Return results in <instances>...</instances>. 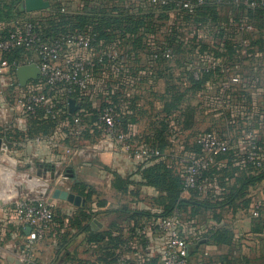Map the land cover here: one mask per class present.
<instances>
[{"label":"crops","instance_id":"obj_1","mask_svg":"<svg viewBox=\"0 0 264 264\" xmlns=\"http://www.w3.org/2000/svg\"><path fill=\"white\" fill-rule=\"evenodd\" d=\"M20 5V15L0 12V33L12 27L20 16L30 13L19 11ZM223 14L229 18V25L234 26L228 29L229 35L236 29L240 42L238 61L246 68L245 73L250 69L252 72L241 77L239 83L232 77L219 82L212 79L195 93L191 98L195 112L189 127L184 125L180 108L167 117L171 134L166 151L175 154V159L161 156L139 161L129 157L96 128L92 113L95 107L91 108H98L107 99L115 98L120 116L127 119V130L133 143L147 144L146 136L152 132V123L159 115L165 116L162 109L168 97L167 77H158V73L173 67L174 76H181L180 68L173 62L127 61L120 73L116 72L111 62H107L97 68L89 91L76 92L67 97V93L59 89L54 95L61 106L68 107L70 114H81L83 117L85 129L80 136L72 133L66 119L68 112L53 126H42L40 120L44 117L25 113L15 103L16 96L25 90L20 85L18 74L7 73L0 78V85L11 86L15 92L12 100L0 99V138L3 141L0 153V249L6 251L14 240L16 246L14 252L0 253L4 264H16L11 258L22 259L27 264H143L161 259L167 236L164 232L148 228L154 220L153 213L159 210L155 199L161 192L147 183L139 167L165 160L183 176L187 162L203 154L202 150L198 154L186 146L196 140L200 143L201 134L207 130L229 136L232 148L239 153L247 145L246 136H240L246 130L251 129L264 139V48L257 44L259 39L264 38V29L256 27L253 14L244 7H234L233 12ZM246 24H252L254 31L244 32L242 28ZM202 35L209 37L211 45L218 42L210 30L206 29L204 34L200 31V38ZM244 36L249 37V46L242 45ZM25 57L26 53L18 51L10 60L19 67L25 65ZM34 80H29L27 85ZM239 91L246 93L241 94L243 99H240ZM2 93L0 91V95ZM70 99L77 105L74 112L70 109ZM137 104L144 105L148 111L133 122ZM224 113H231L230 117L221 118ZM215 116L217 118H213ZM18 169L25 174L36 173V180L47 181L48 192L43 195L42 191H37L36 183L31 180L24 185L25 192L19 190L17 194L12 193L9 179ZM120 178L125 182H120ZM56 184L82 195L86 205L77 207L65 200H54L55 237L31 243L30 227L22 224L15 213L9 217L4 212V204L13 205L21 197L48 200ZM82 184L88 187L86 192L90 187L94 191L92 201L81 194ZM214 188L219 193L218 187ZM190 195V191L184 190L182 197ZM251 197L248 208L225 212L221 222L213 220L210 214L190 218L185 212H176L180 216V230L187 241L191 264H264V181L251 192ZM257 202L261 203L260 216L254 217L252 210ZM83 211L98 214L95 213L89 221L80 219V223H87L89 228L78 232L76 223ZM93 219L101 225L96 224L95 228L91 224ZM223 230L229 232V242H215L213 235H219ZM97 232L99 235H95ZM65 237L70 238V242L66 248H61Z\"/></svg>","mask_w":264,"mask_h":264},{"label":"trees","instance_id":"obj_2","mask_svg":"<svg viewBox=\"0 0 264 264\" xmlns=\"http://www.w3.org/2000/svg\"><path fill=\"white\" fill-rule=\"evenodd\" d=\"M21 1L22 0H10L7 4L0 6V12H7L8 14L16 16L20 15L21 13H18V6ZM157 4L158 5L155 6L154 10L149 12L150 16L152 17L155 15H158L159 17H167L169 16L167 11L170 8H177V5L173 0L169 1L168 3H164L163 0H159ZM216 5L219 4H203L202 6L198 7L194 13H190L185 9H181L186 15H192L194 17L195 23L199 29L205 31L206 29L210 30V33L213 34L214 39L218 41L217 43L211 45L209 42L207 43L203 40V36L200 38V36L194 35L195 37L192 39V46L196 51L195 53L200 56H202V54H209L215 59L220 58L221 61H217L218 65L215 68L207 70L206 68L210 64V61H183L180 60L181 55L179 54L176 57L178 61L170 62H173L176 67L180 68V77L174 76L173 67L158 73V77L166 76L168 80V86L166 88L168 97L165 99L164 108L162 109V111L165 113V116L160 117L159 115L158 119L152 123V132L147 134V141L145 142H147V145L150 147L160 150L162 153L161 156H166L167 158L171 159L176 158L175 154H168L166 151V149L169 147L168 136L171 134V128L167 120L169 115L173 114L176 109L180 108L182 110V116L184 117V125L189 127L193 122L195 112V107L191 102V98L195 93L204 88L205 85L212 79L219 82L227 77H232L237 78L238 80L236 83H239L243 76H248L252 72L250 69L248 73H245L244 69L246 68L240 65L241 61H238L239 54L237 52L238 48H240V46H238L240 42L238 40L236 29L229 35L228 29H230L231 26H234L229 25V18L223 14V10L222 12L221 9L216 8ZM226 6L228 9H225L228 10V12L234 11V7H232L233 5L231 6L228 3ZM245 9L248 13L253 14L256 27L259 28V30L264 29V8ZM158 10L162 11L163 13L160 15ZM45 12L46 11H43L42 15H45ZM91 16L93 18L94 26L89 30L83 29V24H85L84 20H82L83 23L78 21L79 23L75 25L77 30H67L66 25H72L74 18V16L67 15H62L60 17L56 16L52 18L51 21H47V27L41 26L40 29L46 38H55L60 35L75 31L90 33L95 37L94 43H97L99 46V51L100 49L103 50L105 48L110 49L115 47L121 49V46H118L116 43L117 38L119 37L124 41L123 44L128 45L122 50L129 53L132 61H140L141 53L139 52L138 48L142 45V42H139L141 41L142 37L138 27L144 24L143 20L140 19L136 21V25L133 27V25L129 23V19L117 17L113 13H96ZM66 18L68 21H66ZM61 26L62 29H60ZM205 31L203 32L205 33ZM180 36L184 35L180 34ZM182 42L183 43L179 42V45L177 46L179 52L187 45L184 43V41ZM257 44L264 48V38L259 39ZM131 53H133V56H131ZM156 54H158V57H156L158 59L159 53H155L154 57ZM148 56H150L149 61H153L151 54ZM161 58L162 57H160V61L156 62L161 63L165 61V59L163 60ZM223 65L228 68L226 73L222 72ZM195 72L199 73V78L195 77ZM155 78L157 77L155 76ZM178 81H180V83H178ZM237 93L240 94V99H243V94L246 95L245 92L239 91ZM138 98H140V96L136 97L137 100ZM229 99L230 98L226 100ZM115 101L117 103L116 99ZM184 102L186 103L185 106L181 107ZM151 105L153 106V102H151ZM136 107L137 115L132 116L133 122H137V117L146 114V111H148L144 105L137 104ZM230 114L231 113H224L221 118H229ZM66 115L72 116L73 114L67 113ZM96 115L97 110H95L94 113V116ZM38 116L43 117L40 114ZM54 122L55 120L49 118L40 120V123L44 127L53 126ZM118 123L122 129L128 131L127 119H124L122 116H120L118 117ZM250 130L251 129H248L245 132ZM216 132L219 135L230 139L229 136L218 131ZM240 136H245V133H241ZM254 141L263 149L262 153L264 157V139L259 138L255 134ZM250 142V140H247V145L242 153H239L238 150H234L231 143V148L227 152L217 155L213 162L201 170V173L198 177V186L189 190L191 195L188 198L182 197L183 191L185 190L184 179L175 166L165 160L155 161L154 163L145 167H142L143 165H141L139 167V171L143 173L147 183L155 186L161 192V194L155 199V203L159 207V210L153 213V216H155L154 218L159 216H174L178 211L183 213L185 212L190 218H194L198 215L206 217L207 214H210V217H212L213 220L221 222L225 212H235L239 209L248 208L252 202L251 192L264 181V158L260 166H257L247 160V152L250 149ZM186 148H189L198 154L202 152V146L197 140L193 142V144L187 145ZM157 158L159 157L153 159ZM119 181L123 183L125 182V180L122 178H120ZM214 186L218 187L220 190L219 193L216 191ZM80 188L81 194L86 196L89 201H92V196L94 194L92 188L90 187L88 192H86V189L88 188L87 186L82 184L80 185ZM95 213L96 212L93 213L83 211L80 214L78 218L79 220L76 223L78 232L86 231L89 228L87 223H80V219L89 221ZM176 216L179 220L180 216ZM228 233L229 232L227 230H223L221 233H219V235L215 233V235H213V240L217 243H228L230 240ZM95 235H99V233L97 232ZM69 242L70 238L65 237L61 242L60 247L66 248V245ZM0 264H4L1 259Z\"/></svg>","mask_w":264,"mask_h":264},{"label":"built area","instance_id":"obj_3","mask_svg":"<svg viewBox=\"0 0 264 264\" xmlns=\"http://www.w3.org/2000/svg\"><path fill=\"white\" fill-rule=\"evenodd\" d=\"M10 0H0V6ZM52 4V0H48ZM157 1V0H153ZM172 0H163L168 3ZM177 7L194 13L203 4H230L234 7L264 8V0H173ZM36 13V12H30ZM28 15L20 16L7 31L0 33V78L7 73H17L18 65L11 62L15 52L26 53L25 64H37L39 77L31 81L24 91L15 98L16 105L25 113L59 121L69 108L61 106L55 93L60 89L67 93H85L93 84L95 72L99 66L111 62L116 72L123 71L127 61H132L129 53L119 48L101 50L95 57L90 56L94 47L95 37L87 32L75 31L55 38H46L38 23ZM244 32L254 31L252 24H246ZM242 45L249 46L250 39L242 37ZM87 53V54H86ZM158 57V54L155 55ZM220 58L210 59L207 70L218 65ZM222 72L228 68L222 66ZM199 78V73H194ZM237 81V78H232ZM67 99V98H66ZM117 103L114 98L102 102L97 110L94 124L105 137L113 140L118 148L129 157L139 161H147L162 155L161 151L147 144H134L130 132L119 126ZM67 123L72 133L80 136L85 125L81 114L67 115ZM251 142L247 152V160L260 166L263 162V149L254 141L253 130L245 132ZM199 142L202 146V156L196 157L186 164L183 173L184 188L190 190L197 187L201 170L206 168L215 157L231 148V140L219 135L216 131L201 134ZM202 187V186H200ZM261 203L257 202L252 210L254 217L260 216ZM13 211L17 219L30 227V242L44 241L56 235L55 204L45 199L21 197L14 201ZM174 216H159L148 225L152 231L164 232L167 236L164 251L159 261L143 264H191L188 245L180 230L179 220ZM144 230L146 228H143ZM207 255V253H205Z\"/></svg>","mask_w":264,"mask_h":264},{"label":"rangeland","instance_id":"obj_4","mask_svg":"<svg viewBox=\"0 0 264 264\" xmlns=\"http://www.w3.org/2000/svg\"><path fill=\"white\" fill-rule=\"evenodd\" d=\"M158 1L159 0H52L51 7L45 10V15H42V12H36L30 13L29 16L38 23L40 28L41 26L47 27V23L56 16H74L72 22L73 26L66 25L67 28H65L67 30L76 29L77 27H75V25L79 23L78 21L82 22V20L85 21V24H83V29H91L94 26L93 18L91 15H94L96 13H113L117 17H122L124 19L127 18L129 19V23L133 25V27L136 25V21L141 19L144 21V24L138 27L139 32L141 33L140 35L142 37L141 41H139L142 42V45L138 48L139 52L141 53L140 61H149V54H151L153 61H160V57H162L161 59L163 60L165 59V61H178L176 57L179 54L181 55L180 60L183 61H210L211 55L202 54V56H200L195 53L196 51L192 46V39H194L195 37L194 35L199 36L201 30L197 27L194 17L192 15H186L178 7L170 8L167 11V14H169V16L167 17H159L158 15L152 17L150 16L149 12L154 10L155 6L158 5ZM216 8L221 9V11L223 10L224 13H228V10H226L228 8L225 4L216 5ZM158 12L160 15L161 13H163L160 10H158ZM66 21H68L67 18ZM60 29H62V26L60 27ZM203 31L204 30H202L201 33ZM180 34H183L184 36H180ZM202 36L205 42L208 43L210 41L208 36ZM178 40L180 43H183L182 41H184V43L187 44L184 49L180 50V52L177 49V46L179 45ZM123 42L124 41L122 39H120L119 37L117 38L116 43L118 44V46H121V49H124L128 46L126 44H123ZM98 48L99 46L96 43L93 49L87 52H90L91 57H95L99 53ZM133 53H131V56H133ZM155 53H159L158 59L154 57ZM12 89L13 88L11 86L9 87L7 85L4 86L3 84H1L0 91H2L3 93L2 95H0V99L4 98L6 100H12L15 95V92L12 91ZM93 107H95V109H92V113L94 115V111L97 107L91 106V108ZM213 118H217V116ZM202 127L204 126L202 125ZM20 165H18L17 167L22 168L20 167ZM35 178H37L36 173L25 174L24 171H20L18 169L17 172L14 173L13 176L9 179L11 192L13 193L14 191L15 194H17L19 190L20 192H25L24 185L26 186L30 183L31 180H34V183H36L37 185V191H42L41 193L43 195L46 194L49 190L47 181L43 179L36 180ZM4 205V212H7V215L9 217H12V213H14L13 205H10V203ZM14 242L15 240L8 248H6V251L0 249V253H6L7 251L14 252V248L16 247Z\"/></svg>","mask_w":264,"mask_h":264},{"label":"water","instance_id":"obj_5","mask_svg":"<svg viewBox=\"0 0 264 264\" xmlns=\"http://www.w3.org/2000/svg\"><path fill=\"white\" fill-rule=\"evenodd\" d=\"M51 7V2L48 0H23L19 7V11H27L34 12L40 10H47ZM17 74L19 78L20 85L25 87L29 80L37 79L40 74V70L37 64H25L21 65L17 69ZM77 105H75L74 100L70 99V109L72 112L75 111ZM2 139L0 138V153L2 152ZM2 173V166L0 164V175ZM41 173V172H40ZM65 200L73 205L80 207L86 205V199L82 197V195L73 192L70 188L65 187L62 184L54 185V189H52L49 194L48 201L53 202L54 200ZM91 224L97 228V225H101L96 219H93ZM97 224V225H96ZM11 261H15L16 264H27V261L22 259L11 258Z\"/></svg>","mask_w":264,"mask_h":264}]
</instances>
